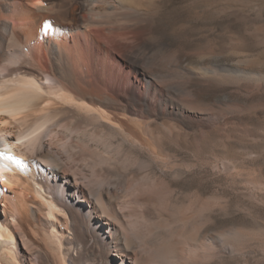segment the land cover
I'll use <instances>...</instances> for the list:
<instances>
[{
	"label": "bare ground",
	"instance_id": "obj_1",
	"mask_svg": "<svg viewBox=\"0 0 264 264\" xmlns=\"http://www.w3.org/2000/svg\"><path fill=\"white\" fill-rule=\"evenodd\" d=\"M150 6L149 0H0V264H32L33 252L48 264H77L80 240L92 241L105 225V247L117 251L120 264L142 261L146 244H156L170 264H184L179 241L171 248L167 239L157 241L168 219L158 205L159 177L121 167L112 153L114 134L145 143L131 131L141 128L138 114L156 120L164 106L170 116L191 108L166 103L162 71L145 61ZM97 49L118 52L154 99L118 84L116 60L109 55L102 63ZM170 133L180 136L175 128ZM151 134L161 139L157 129Z\"/></svg>",
	"mask_w": 264,
	"mask_h": 264
},
{
	"label": "rangeland",
	"instance_id": "obj_2",
	"mask_svg": "<svg viewBox=\"0 0 264 264\" xmlns=\"http://www.w3.org/2000/svg\"><path fill=\"white\" fill-rule=\"evenodd\" d=\"M149 4L145 61L162 71L166 103L191 108L170 116L164 106L156 120L138 114L142 129L131 131L146 137L145 143L114 134L112 153L121 167L159 177L157 204L168 219L160 228L164 239L157 241L167 239L170 248L179 241L184 264H264V0ZM99 50L102 63L109 55L116 60L118 67H110L117 82L134 88L131 94L144 93L145 80L118 52ZM144 94L154 99L152 90ZM152 128L160 132L159 141ZM171 128L179 131L177 140ZM105 229L93 231L92 241L80 240L77 264L122 262L117 251L105 247ZM24 246L20 241L18 251ZM147 246L136 253L143 259L137 264H170L156 244ZM28 256L32 264H48L34 252Z\"/></svg>",
	"mask_w": 264,
	"mask_h": 264
},
{
	"label": "snow or ice",
	"instance_id": "obj_3",
	"mask_svg": "<svg viewBox=\"0 0 264 264\" xmlns=\"http://www.w3.org/2000/svg\"><path fill=\"white\" fill-rule=\"evenodd\" d=\"M48 26H49V24L46 22L45 27H48Z\"/></svg>",
	"mask_w": 264,
	"mask_h": 264
}]
</instances>
